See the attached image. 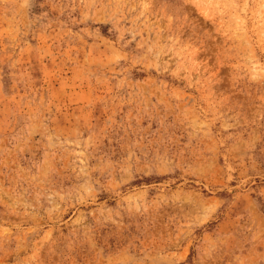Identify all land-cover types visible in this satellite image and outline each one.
<instances>
[{"label":"rangeland","instance_id":"374dc122","mask_svg":"<svg viewBox=\"0 0 264 264\" xmlns=\"http://www.w3.org/2000/svg\"><path fill=\"white\" fill-rule=\"evenodd\" d=\"M0 264H264V0H0Z\"/></svg>","mask_w":264,"mask_h":264}]
</instances>
